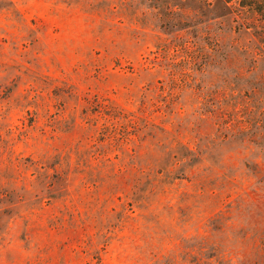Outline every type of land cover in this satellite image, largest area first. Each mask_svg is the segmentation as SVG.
I'll return each instance as SVG.
<instances>
[{"label":"rangeland","instance_id":"1","mask_svg":"<svg viewBox=\"0 0 264 264\" xmlns=\"http://www.w3.org/2000/svg\"><path fill=\"white\" fill-rule=\"evenodd\" d=\"M0 264H264L261 16L0 0Z\"/></svg>","mask_w":264,"mask_h":264},{"label":"trees","instance_id":"2","mask_svg":"<svg viewBox=\"0 0 264 264\" xmlns=\"http://www.w3.org/2000/svg\"><path fill=\"white\" fill-rule=\"evenodd\" d=\"M232 0H225L229 3ZM238 6L256 12L264 20V0H237Z\"/></svg>","mask_w":264,"mask_h":264}]
</instances>
